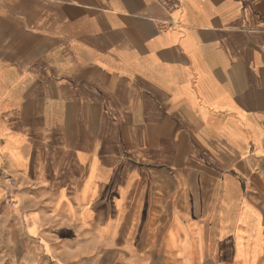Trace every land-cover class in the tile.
Listing matches in <instances>:
<instances>
[{"label":"crops","instance_id":"crops-1","mask_svg":"<svg viewBox=\"0 0 264 264\" xmlns=\"http://www.w3.org/2000/svg\"><path fill=\"white\" fill-rule=\"evenodd\" d=\"M0 253L264 264V0H0Z\"/></svg>","mask_w":264,"mask_h":264},{"label":"rangeland","instance_id":"rangeland-1","mask_svg":"<svg viewBox=\"0 0 264 264\" xmlns=\"http://www.w3.org/2000/svg\"><path fill=\"white\" fill-rule=\"evenodd\" d=\"M14 257L10 258V253H0V264H70V260L44 259V260H23L20 258L21 253H12ZM17 256V257H16Z\"/></svg>","mask_w":264,"mask_h":264}]
</instances>
